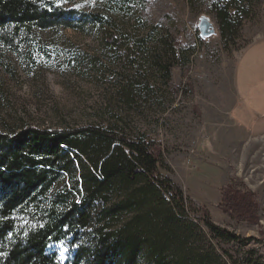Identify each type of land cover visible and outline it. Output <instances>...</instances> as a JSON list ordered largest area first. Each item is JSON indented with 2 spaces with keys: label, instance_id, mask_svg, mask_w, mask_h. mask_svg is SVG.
Wrapping results in <instances>:
<instances>
[{
  "label": "rangeland",
  "instance_id": "1",
  "mask_svg": "<svg viewBox=\"0 0 264 264\" xmlns=\"http://www.w3.org/2000/svg\"><path fill=\"white\" fill-rule=\"evenodd\" d=\"M55 1L88 18L77 28L34 29L18 52L7 50V65L0 63V129L100 125L155 140L160 170L188 198L189 217L200 221L198 208L206 206L215 224L241 240L207 234L199 248L212 246L223 264H264V130L237 126L243 117L230 115L236 92H247L240 57L264 42V0L239 12L222 0L231 4L226 40L214 12L218 0ZM202 18L212 24L209 37L200 35ZM263 50L248 75L253 97L244 101L264 116ZM230 180L256 194L255 223L236 222L219 209L220 189ZM53 249L68 258L66 242Z\"/></svg>",
  "mask_w": 264,
  "mask_h": 264
},
{
  "label": "trees",
  "instance_id": "2",
  "mask_svg": "<svg viewBox=\"0 0 264 264\" xmlns=\"http://www.w3.org/2000/svg\"><path fill=\"white\" fill-rule=\"evenodd\" d=\"M232 1L239 12L261 0ZM216 2L226 40L231 4ZM86 17L55 0H0V63L34 29L77 28ZM161 157L158 142L122 128L0 129V264H223L212 246L196 243L207 234L240 237L215 224L206 206L200 221L189 217L188 198L161 172ZM220 195L232 220L257 221L256 194L241 180ZM61 242L65 261L53 249Z\"/></svg>",
  "mask_w": 264,
  "mask_h": 264
},
{
  "label": "crops",
  "instance_id": "3",
  "mask_svg": "<svg viewBox=\"0 0 264 264\" xmlns=\"http://www.w3.org/2000/svg\"><path fill=\"white\" fill-rule=\"evenodd\" d=\"M263 48H264L263 41L255 45H251L245 50V52L240 57L241 60L239 62L241 63V67L244 63L247 65L246 73H245V75H247L246 76L247 78L243 80V76H242V80H241V84L244 86V90L247 92H244V95L242 96H241V93L237 95V92H236L235 95L237 99L234 102L233 106L230 108L231 116L237 117V115L241 114V116L243 117V121L240 118H237L236 125L237 126L241 125L242 127H244L242 125V122H243L244 125H246V127L244 128H249L251 131L264 130V116L262 114L256 113L255 111L256 109L252 107L255 105L254 103L248 102V105L246 106L245 101H244L245 98H247L249 94L251 95V97H253L247 86L248 75H249V72L255 68V66L251 67L252 63L255 61L257 57L255 53L258 51H261ZM240 92H241V86H240Z\"/></svg>",
  "mask_w": 264,
  "mask_h": 264
},
{
  "label": "water",
  "instance_id": "4",
  "mask_svg": "<svg viewBox=\"0 0 264 264\" xmlns=\"http://www.w3.org/2000/svg\"><path fill=\"white\" fill-rule=\"evenodd\" d=\"M199 28L201 30V37L205 38V37H209L214 33L212 24H210V22L206 19V18H202L200 23H199Z\"/></svg>",
  "mask_w": 264,
  "mask_h": 264
}]
</instances>
